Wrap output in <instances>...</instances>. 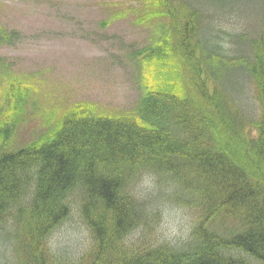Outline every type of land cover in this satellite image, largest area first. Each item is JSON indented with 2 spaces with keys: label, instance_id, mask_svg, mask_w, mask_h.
<instances>
[{
  "label": "trees",
  "instance_id": "1",
  "mask_svg": "<svg viewBox=\"0 0 264 264\" xmlns=\"http://www.w3.org/2000/svg\"><path fill=\"white\" fill-rule=\"evenodd\" d=\"M237 1L158 0L170 40L134 57L168 52L182 96L150 91L135 116L73 110L44 141L10 152L16 127L0 122V239L26 264H59L45 245L76 205L94 242L82 264H264V0L252 11L255 34L241 21L237 33L223 26ZM16 39L0 31V46ZM233 73L244 87L230 86ZM247 81L257 118L241 101ZM145 177L162 188L145 191ZM162 199L197 212L190 239L148 250L130 243L160 218Z\"/></svg>",
  "mask_w": 264,
  "mask_h": 264
},
{
  "label": "rangeland",
  "instance_id": "2",
  "mask_svg": "<svg viewBox=\"0 0 264 264\" xmlns=\"http://www.w3.org/2000/svg\"><path fill=\"white\" fill-rule=\"evenodd\" d=\"M239 1L234 2L241 7L237 17L228 18L223 26L237 33L241 21L246 24L243 32L257 33L258 15L251 19L256 0ZM168 23L158 0H0V31L19 36L14 44L0 46V122L16 127L7 151L44 141L55 129L52 126L73 110L83 115L89 110L96 116H135L150 91L165 88L182 96L185 83L168 52L165 59L141 62L134 57L145 48L168 44ZM233 79L244 87L241 75L228 79L232 87ZM247 82L248 99L244 94L241 101L257 118L260 104ZM155 184L145 177L139 186L156 193L162 187ZM163 200L160 218L144 232L136 229L130 243L148 250L190 239L197 212ZM77 208L45 245L49 258L52 255L59 264H82L92 253L94 242ZM7 240L0 239V264L21 260L26 264L25 256Z\"/></svg>",
  "mask_w": 264,
  "mask_h": 264
}]
</instances>
